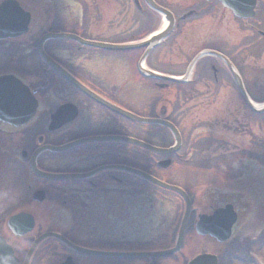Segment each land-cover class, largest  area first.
I'll list each match as a JSON object with an SVG mask.
<instances>
[{
    "label": "flooded vegetation",
    "instance_id": "flooded-vegetation-1",
    "mask_svg": "<svg viewBox=\"0 0 264 264\" xmlns=\"http://www.w3.org/2000/svg\"><path fill=\"white\" fill-rule=\"evenodd\" d=\"M72 1L83 15L116 14L117 23L107 27L96 25L87 33L110 36L111 40L119 43L51 30L41 32L36 39L0 40V59H4L0 66V77L11 76L21 81L30 93L25 96L20 94L21 97L17 94L22 103L13 105V113L5 108L6 104L0 103V264H177L176 259L169 258L98 257L75 248L111 254L157 252L160 249L150 245L157 238L171 235L176 238L179 227L175 217L176 205L180 203L184 207V201L174 193L160 190L112 167H132L164 182L166 178L169 179L170 171H178L182 175H188L184 173L188 171L199 172L194 166L189 169L181 166L188 164L193 156H199L194 148L196 137L185 140L182 131L181 125L188 113L211 108L212 117L216 118L221 108L228 105L237 112L243 113L241 108H244L253 117L259 116L250 111L242 89L248 99L258 105L260 101L254 97L258 91L253 74L264 69L260 65L264 63V0H151L165 11L164 16L150 8L145 0H122L123 5L118 6V13H111L116 10L108 9L109 5H106L108 8H99L98 0ZM18 3L30 15L29 32L33 28L38 33L46 25L49 28L53 25L50 20L45 21L40 12L41 6L48 4L47 0H30L25 7L21 1ZM52 20L56 21L55 18ZM57 34H67L80 41L99 45L143 43L142 49L124 51L131 52L139 79L132 82L126 73L114 82L105 73L109 66L98 62L105 55L94 50L111 51L75 39L49 37L42 45L45 55L42 59L38 54L40 39L45 35ZM202 51L209 53L198 58L191 74L182 84L147 78L138 70L142 61L145 69L164 76L181 77ZM168 56L186 61L182 72L161 71L154 67L153 62L160 64ZM46 59L62 68L78 86L57 73ZM33 60L38 63V70L32 73L24 62ZM227 63L240 80L242 89ZM171 65L178 66V62H171ZM143 82L162 92V96L151 102L152 115L156 114V117L134 115L144 119L157 118L174 126L181 139L177 153L169 158L157 157L152 166H146L147 157L141 153L132 154L131 148L126 145L87 143L66 151L52 150L92 137H130L129 131L134 124L108 106L128 113H131L129 108L132 104L140 103L145 107L146 98L140 94L132 100L130 90L131 85L139 87ZM9 85L12 91L19 92L14 83ZM32 98L36 103L35 112L28 121L21 123V118L29 115ZM65 106L67 111L54 118L56 112ZM68 111L73 112V119L63 124L69 118ZM245 118L246 125L252 123V117ZM209 125H212L211 122L207 123ZM73 126L79 130L86 129L89 133L71 136L69 130ZM158 130L159 127L144 126L135 133L140 141H165L163 133ZM170 140L172 142V138ZM244 158L241 157L242 160ZM164 160L170 161L169 167H158V162ZM218 165L209 164L207 171L216 168L234 172L233 167ZM102 166L111 168L93 174ZM39 173L82 177L51 180ZM132 179L139 180V183ZM166 183L183 189L191 201L193 210L186 236L195 230L194 217L197 219L200 214H211L216 208L232 205L239 220L241 201L237 198L226 199L225 191L214 193L212 197L209 195L211 187L207 188L206 185L202 193L197 194L193 186L191 190L181 184ZM142 184L155 188L157 195L149 191L148 200L144 199L143 204H134L140 206L136 212L131 215L126 212L127 216L116 219L111 208L131 204V193L145 195L146 189ZM197 204L205 210L199 211ZM165 218H169V222L163 227L162 220ZM46 234L55 237L38 242L28 259L30 247ZM138 238L145 240L134 243Z\"/></svg>",
    "mask_w": 264,
    "mask_h": 264
},
{
    "label": "rangeland",
    "instance_id": "rangeland-1",
    "mask_svg": "<svg viewBox=\"0 0 264 264\" xmlns=\"http://www.w3.org/2000/svg\"><path fill=\"white\" fill-rule=\"evenodd\" d=\"M20 1L24 7L29 2L28 0ZM105 1L108 2V0H98V6L104 9L105 7L108 8L106 5H109L110 7L108 9L116 10L111 13H118L120 11L117 10L119 8L118 6L123 5L122 0H109L108 3ZM47 3L41 6L40 12L44 15L45 21L50 20L51 23L53 22V25H50V28L49 25H46L40 32L51 30L60 31L61 33H75L92 40L96 39L102 42L119 43V41L111 40L109 38L110 36L87 33L90 32L91 27H95L96 25L107 27L108 25L117 23L118 19L116 14L100 16L94 14L83 15L82 11L77 7V4L72 0H47ZM53 18L56 21H53ZM101 18V22H98ZM88 27L89 30H87ZM117 28L121 29L119 26ZM32 32L33 37L28 36L24 39H36L40 36L39 30L38 34H36V30L32 28ZM94 51L105 55L98 62L106 67L109 66V70L105 71V73L114 82L119 81L126 73L130 75L132 82L139 79L132 63V57H130L131 52ZM3 60L0 59V66ZM169 61H177L178 66L171 65ZM24 65L32 73L38 70L36 60L25 61ZM96 65L101 66L98 63ZM153 65L161 71L182 72L185 68L186 61L183 58L175 60L168 56L165 57L162 63L154 64L153 62ZM260 65L264 68V63L261 62ZM254 76L256 77V90L258 91L257 94H254V97L257 101L261 102L264 101V69L258 71L256 75L253 74ZM130 90L132 100L138 98L141 94L142 97L146 98L147 104L145 107L140 103L132 104L129 111L144 118L151 116L153 114V109L150 108L152 106L151 102H155V99L160 98L162 92L152 88L150 84L145 82L141 83L139 87L131 85ZM203 109H200L198 112L192 111L190 114L188 113L181 125L185 140L191 139L193 136L196 137L194 148L199 153L198 157L195 155V158L193 156L190 159V164H182L181 166L187 167L188 169L195 167L200 171L184 172L188 173V175L179 174L177 173L178 171H170L169 179L166 178L165 181L181 184L184 188H190L191 190L193 189L192 186L194 188L200 186L196 189H201L205 185L207 188L212 187L209 192V195L212 197H214V193L220 191L218 188L225 189V198H237V200L241 201L240 206L242 209L232 239L229 242L224 245L217 244L211 239L196 236L194 230H191L185 236L182 249L174 257L177 262L183 264V262L191 260L198 254L206 253L218 256L219 264H264V114L253 117L249 110L245 111L244 108H241L244 112H237L235 111L236 109H230L226 105L221 108L217 113L218 116L214 118L215 116L212 117L211 108L206 111ZM245 116L248 118L252 117L253 121L251 124L249 123L250 125H246ZM152 117H156V114L152 115ZM208 122H211L212 125L207 126ZM69 131L70 135L74 137L84 136L89 133L86 129L79 130L75 129L74 126ZM135 131V127L132 126L129 133L133 135ZM155 144L157 146L160 145ZM241 157H245L247 160L244 159L247 163ZM187 162L188 160L185 159V163ZM209 164L212 166L220 164L222 167L230 166V168L233 167L234 172H225L226 170L224 169V171H221L216 168L207 171ZM132 181L139 183V180L135 181L132 179ZM148 186L143 185L146 189L145 195L131 193V204L115 205L112 207V215L116 219H121L123 215L127 216L125 214L126 212L131 215L140 207L134 204H143L144 199H149V191L157 195L155 193L157 190ZM165 195L171 198L169 194ZM176 208L175 217L176 220H179L181 216L180 203H177ZM195 220L196 218L194 217L193 221ZM168 222L169 218H165L162 220V226L164 227ZM132 224L133 221L131 220V228H133ZM138 230H141V228ZM137 240L145 239L138 238L134 243H138ZM172 240V235L161 237L157 238L150 245L161 249L164 246H171Z\"/></svg>",
    "mask_w": 264,
    "mask_h": 264
},
{
    "label": "water",
    "instance_id": "water-1",
    "mask_svg": "<svg viewBox=\"0 0 264 264\" xmlns=\"http://www.w3.org/2000/svg\"><path fill=\"white\" fill-rule=\"evenodd\" d=\"M148 5L154 9L157 12L160 13H164L165 15V11L162 10L161 8H159L158 6L154 5L152 3L151 0H145ZM28 23H29V15L23 11V9L20 7V5L18 4V2L14 1V0H6L4 2H2L0 4V40H5V39H14V38H19L23 35H25L28 31ZM49 37H54V38H73L70 36H66V35H55V36H47L45 38H43L41 40V42L39 43V55L40 57L43 59L44 58V54L41 51V45L42 42L44 41V39L49 38ZM160 37V35H159ZM159 37L155 38L158 39ZM93 45V44H92ZM94 46L100 48H105L107 50H111V51H120V50H129V49H138L142 47V44H137V45H127V46H113V45H99V44H94ZM205 53L200 54L199 56L203 55ZM198 56V57H199ZM46 62L51 65V67L56 70L59 74L63 75L69 82H71L72 84H74L75 86H78L75 83V80L70 77L68 74L64 73L63 70H61L59 67H56L54 65V63L49 62L48 59H46ZM193 63L190 65L188 72L190 71L191 67H192ZM232 70V68H231ZM139 71L142 75L149 77V78H156V79H160V80H166L169 82H173V83H182L186 80V77H183L182 79H175V78H170V77H163V76H159L156 75L152 72L146 71L144 70V68L139 67ZM233 71V70H232ZM232 75L234 76V78H236V81L238 82L239 87L242 89V85L240 80L237 79L236 75L232 72ZM11 79H13L14 81L12 82ZM9 83H14L15 86H17L19 92H14L10 89V85ZM0 103L6 104L5 108L13 113L15 107L13 105L15 104H20L22 103V101L20 100L19 97H21L22 95H29L28 93V89L26 87L23 86V84L21 82H19L17 79L15 78H11V77H6V76H2L0 77ZM17 94L19 97H17ZM22 94V95H20ZM242 95L245 99L246 104L248 105V107L251 109V111L255 114H263L264 113V105L262 106H255L254 104H252V102L248 99V97L246 96L245 91L242 89ZM111 110L115 111L116 113L120 114L121 116H123L124 118L133 121L135 123L138 124H146V125H160L165 127L166 129H168L170 131V133L173 135L174 140H175V145L173 147L170 148H158V147H154V146H150L148 144L142 143L140 141L134 140V139H130V138H125V137H118V136H112V137H95V138H89V139H84V140H80V141H76L74 143H70L69 145H66L64 147L58 148V149H52L53 151H65L67 149L82 145V144H86V143H108V142H112V143H124V144H129L135 147H139L141 149H144L150 153H153L155 155L158 156H170L174 153H176L180 147L181 141H180V137L179 134L177 132V130L169 123L165 122V121H161V120H147V119H142V118H138L130 113L124 112V111H120L119 109L115 108V107H111L108 106ZM35 108H36V103L34 101V99L32 98V105L30 108V112L29 115L21 118L22 122L21 123H25L26 121H28V119H30V117H32V115L35 112ZM67 107H63L61 109H59L56 114L54 115V118H57L60 116V113H62L64 110L67 111L66 109ZM69 113V111H68ZM73 115V112L71 111L69 113V118L65 121H63L62 123H67L69 121H71L73 118H71V116ZM23 125V124H21ZM170 165V161H164V162H159L157 164L158 167L161 168H167ZM111 167H100L98 168L93 174L101 172L103 170H108ZM112 168H115L117 170H122L125 172H128L130 174L136 175L139 178H141L142 180H144L147 183H150L158 188H161L163 190L166 191H170L173 192L175 194H177L183 201H184V211L179 223V227H178V232L176 234V238H175V243L174 245L170 248V249H166V250H161V251H157V252H131V253H123V254H105V253H100V252H94V251H89V250H85V249H78L75 248L76 250H78L79 252H82L84 254H88V255H92V256H115V257H122V258H134V259H151V258H165L168 256H172L174 254H176L178 251H180V249L183 246L184 243V237H185V232L188 226V222H189V218H190V214L192 212V204L188 198V196L186 195V193L181 190L180 188L176 187V186H172L170 184L164 183L162 181H159L155 178H153L150 175H147L143 172H140L138 170H134L131 168H126V167H121V166H114ZM92 174V175H93ZM47 179H52V180H58V179H63V180H68V179H78L82 176H78V175H41ZM237 222V215L234 211L233 206L231 205H226L225 207L222 208H217L215 209L211 214H200L197 217V221L194 225V229H195V234L199 237H209L211 238L213 241H215L217 244H224L226 242H228L231 237H232V229L234 227V225ZM53 235H45L43 236L40 240L46 238V237H50ZM38 240V242L40 241ZM64 241V240H63ZM37 242L31 247L30 249V253L33 251L34 247L36 246ZM186 264H218V257L213 255V254H206V253H201L197 256H195L194 258H192L191 260H189Z\"/></svg>",
    "mask_w": 264,
    "mask_h": 264
},
{
    "label": "trees",
    "instance_id": "trees-1",
    "mask_svg": "<svg viewBox=\"0 0 264 264\" xmlns=\"http://www.w3.org/2000/svg\"><path fill=\"white\" fill-rule=\"evenodd\" d=\"M168 140V139H167ZM162 141V142H156L157 144H160L161 146H167V144L169 143L168 141ZM152 144H155V143H152ZM156 145V144H155ZM160 145H158V146H160ZM134 148H132L131 149V151H132V154H134L135 153V151L136 152H138V150H133ZM134 151V152H133ZM141 151V150H140ZM141 154L143 153L147 158H145L146 160H147V162H146V166H152L153 165V162H154V155H152V154H149V153H147V152H143V151H141L140 152Z\"/></svg>",
    "mask_w": 264,
    "mask_h": 264
}]
</instances>
